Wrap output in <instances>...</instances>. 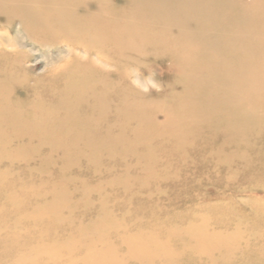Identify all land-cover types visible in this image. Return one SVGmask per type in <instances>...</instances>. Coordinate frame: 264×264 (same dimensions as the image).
Here are the masks:
<instances>
[{
  "label": "rangeland",
  "instance_id": "rangeland-1",
  "mask_svg": "<svg viewBox=\"0 0 264 264\" xmlns=\"http://www.w3.org/2000/svg\"><path fill=\"white\" fill-rule=\"evenodd\" d=\"M0 30V264H235L223 234L264 229V0H0Z\"/></svg>",
  "mask_w": 264,
  "mask_h": 264
},
{
  "label": "bare ground",
  "instance_id": "bare-ground-1",
  "mask_svg": "<svg viewBox=\"0 0 264 264\" xmlns=\"http://www.w3.org/2000/svg\"><path fill=\"white\" fill-rule=\"evenodd\" d=\"M11 20V18L9 17L8 18V23L9 22H11L10 21ZM0 32H1V30H0ZM21 32H18V34H20ZM22 37V36H21ZM52 38V37H51ZM49 39V38H48ZM53 40V39H52ZM5 39L4 38H2V34H0V46H4V47H6V48H14L15 46H20V47H22V45L21 44H19V42H14V41H11V40H6L7 42H6V44H5ZM42 41H44V40H42ZM47 42V41H46ZM50 42V41H49ZM52 43V42H51ZM75 49V48H74ZM68 50H69V52H70V50L71 51H73V49H71V47H70V45L68 46ZM77 50V49H76ZM89 50V49H88ZM75 51V50H74ZM75 52H77V51H75ZM88 52V51H87ZM85 53H86V51H85ZM84 53V54H85ZM86 54H88V53H86ZM93 55H94V58H95V60L94 61H99V63H103V65H105V66H111L110 64H109V62H107V61H103L102 60V58H101V56L100 55H98V54H94L93 53ZM88 56V55H87ZM133 78H134V81L137 83V84H139V86H143V82H141V80L139 79V77H137V75H134L133 76ZM144 87V86H143ZM6 136V135H5ZM4 136V138H14V137H16V136H10L9 134L5 137ZM10 136V137H9ZM1 138H3V137H1ZM73 138L74 137H66V139H63L64 141L65 140H68V141H72L73 140ZM176 139V138H175ZM51 140H54V139H51ZM199 217V216H198ZM232 218V217H231ZM230 217L229 218H227V219H225V220H228L227 221V223H228V225H230V224H232L233 222V219H231ZM223 220L224 219H221V221H220V223H223ZM255 220H260V221H263L264 220V216L263 215H261V216H259V217H256V219ZM226 223V224H227ZM240 223L243 225L244 224V221L242 220V219H240ZM240 224V225H241ZM199 225V224H198ZM190 226V225H189ZM223 226V225H222ZM224 226H226V225H224ZM245 226H247L246 225V223L243 225V227H245ZM198 227V226H197ZM263 227H264V224H263ZM227 228V227H226ZM240 229H241V227H240ZM139 231V230H138ZM139 232H141V231H139ZM141 234V233H140ZM232 235V236H230L228 239H227V241L225 242V243H223V248L224 249H226L227 251H226V253L228 252V259L230 260V261H232V262H235V264H262V258H264V249H258L256 246H254V248L253 247H250V243L251 242H253V244L256 242V241H262V240H264V229H263V231H261V232H253V231H250L249 229H248V227H245V229L243 230V232L242 233H229V234H223V236L226 238V237H228V235ZM133 235V234H132ZM136 235V234H135ZM145 235V234H144ZM191 235H193V234H191ZM152 236V235H151ZM194 236V235H193ZM185 237V236H184ZM190 237V236H189ZM197 237H198V234H197ZM130 237H128L127 239H129ZM204 238V241L205 240H209V242H212V240H219V238H223V237H220L219 235H218V233H216L215 231L214 232H212V233H210V235L208 236V237H199V239H203ZM208 238V239H207ZM191 239V238H190ZM196 239H198V238H196ZM147 240V239H146ZM149 241H150V239H149ZM152 241V240H151ZM159 241V240H158ZM232 241H238V243L240 244V245H238V246H235L234 245V243H232ZM203 243V242H202ZM201 243V244H202ZM152 244V243H151ZM153 246V245H152ZM140 247V246H139ZM160 247V246H159ZM122 249V248H121ZM156 249V248H155ZM151 250V249H150ZM157 250V249H156ZM242 251H245L244 252V254H246L245 256H243V257H241V255H244L243 254V252ZM139 252V251H138ZM138 252H137V254H138ZM148 252V251H147ZM161 253V252H160ZM121 256V255H120ZM156 256V255H155ZM142 257V256H141ZM144 258V257H143ZM257 258H258V260H257ZM157 259V258H156ZM144 262H146V261H144ZM143 262V263H144ZM154 262V260L152 261V263ZM238 262V263H237ZM128 264V263H127ZM134 264H136V263H134Z\"/></svg>",
  "mask_w": 264,
  "mask_h": 264
}]
</instances>
